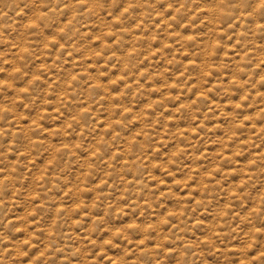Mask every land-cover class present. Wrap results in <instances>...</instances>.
Wrapping results in <instances>:
<instances>
[{"label": "clouds", "instance_id": "obj_1", "mask_svg": "<svg viewBox=\"0 0 264 264\" xmlns=\"http://www.w3.org/2000/svg\"><path fill=\"white\" fill-rule=\"evenodd\" d=\"M0 264H264V0H0Z\"/></svg>", "mask_w": 264, "mask_h": 264}]
</instances>
